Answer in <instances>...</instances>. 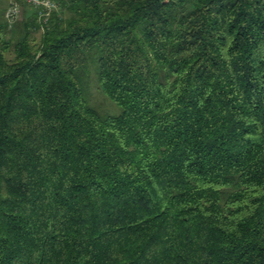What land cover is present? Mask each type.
Listing matches in <instances>:
<instances>
[{
	"label": "trees",
	"instance_id": "1",
	"mask_svg": "<svg viewBox=\"0 0 264 264\" xmlns=\"http://www.w3.org/2000/svg\"><path fill=\"white\" fill-rule=\"evenodd\" d=\"M55 1L0 0V264H264V0Z\"/></svg>",
	"mask_w": 264,
	"mask_h": 264
},
{
	"label": "rangeland",
	"instance_id": "2",
	"mask_svg": "<svg viewBox=\"0 0 264 264\" xmlns=\"http://www.w3.org/2000/svg\"><path fill=\"white\" fill-rule=\"evenodd\" d=\"M15 0H3L2 8L3 11L6 13L9 5L11 2ZM19 6L22 8V15L19 17L14 23H17L23 19V16L25 15L26 11L28 9H31L30 6L23 3L22 1H17ZM41 37V32L33 34V38L39 41ZM89 91H90V104L93 106L97 111H99L103 115H118L120 113L119 106L111 101L108 97H106L100 90L96 75L93 72L89 81Z\"/></svg>",
	"mask_w": 264,
	"mask_h": 264
},
{
	"label": "built area",
	"instance_id": "3",
	"mask_svg": "<svg viewBox=\"0 0 264 264\" xmlns=\"http://www.w3.org/2000/svg\"><path fill=\"white\" fill-rule=\"evenodd\" d=\"M17 1H22L37 11L38 18L44 22L49 20L53 12L60 9L55 0H15L11 2L5 13V17L10 23H14L22 15V8Z\"/></svg>",
	"mask_w": 264,
	"mask_h": 264
}]
</instances>
